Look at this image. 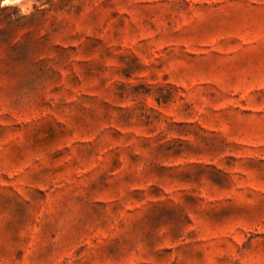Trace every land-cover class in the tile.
<instances>
[{
  "label": "rangeland",
  "instance_id": "374dc122",
  "mask_svg": "<svg viewBox=\"0 0 264 264\" xmlns=\"http://www.w3.org/2000/svg\"><path fill=\"white\" fill-rule=\"evenodd\" d=\"M0 8V264H264V0Z\"/></svg>",
  "mask_w": 264,
  "mask_h": 264
},
{
  "label": "clouds",
  "instance_id": "9594fccd",
  "mask_svg": "<svg viewBox=\"0 0 264 264\" xmlns=\"http://www.w3.org/2000/svg\"><path fill=\"white\" fill-rule=\"evenodd\" d=\"M37 0H0V8L5 6H20V15L28 16L32 12V5L36 4Z\"/></svg>",
  "mask_w": 264,
  "mask_h": 264
}]
</instances>
